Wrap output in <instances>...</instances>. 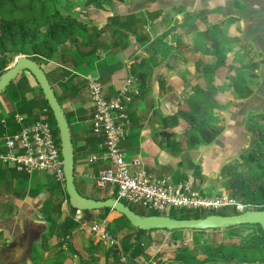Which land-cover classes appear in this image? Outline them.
Returning a JSON list of instances; mask_svg holds the SVG:
<instances>
[{
  "label": "crops",
  "instance_id": "crops-1",
  "mask_svg": "<svg viewBox=\"0 0 264 264\" xmlns=\"http://www.w3.org/2000/svg\"><path fill=\"white\" fill-rule=\"evenodd\" d=\"M82 11L80 18L87 28L85 44L65 43L61 48L65 51L62 60L58 51L52 59L41 63L70 126L76 187L80 194L102 198V194L89 188V184L95 185L86 174L96 173L107 165L102 161H88L91 155L103 151L99 144L104 139L92 130L94 107L88 91L90 78L102 85L104 96L110 99L129 76L137 79L140 73L144 77L145 90L126 107L132 125L121 147L128 158L140 156L148 171L181 180L193 174L201 155L209 164L219 158L222 149L230 152L233 147L229 145L242 133L239 129L233 128L234 133L229 131V136L221 134L224 142L214 143L212 151L211 144L188 141H183L181 148L173 149L172 143L179 142L182 130L162 128L159 121L178 110L177 101L183 98L180 93L186 85L202 82L203 74L208 71L216 70L219 77L214 78V83L219 88L222 84L225 89L227 69L222 66L221 58L208 49L215 50L213 42L224 36L231 40L226 46L235 47L232 45L237 40L236 34H241V40L258 52L257 68L264 69V0H112L110 4L102 3L101 7L92 4ZM109 16L118 18L109 22ZM141 61L145 63L138 65ZM25 73L29 85L35 88L33 78L29 79L28 72ZM37 91L35 96L41 98ZM189 92L187 103L192 101ZM32 96L26 91L27 99ZM229 100L232 98L225 92L216 95L221 106L219 120L223 117L220 110H227L223 106ZM241 100L231 105L234 115L240 109L249 108L244 105L249 100L243 99L244 103ZM12 108L9 102L3 104L6 113ZM7 126L9 132L12 128L19 129L15 121ZM164 130L172 134L168 141L163 140ZM13 168L0 164V264H79L82 248L90 245L97 247L96 253L90 256L93 264H97L94 260H100V264L108 260V244L103 247L94 233L76 222L74 230L61 236L62 221L67 215L60 206V216L53 223L56 200L48 201V198L53 191L62 197V203L67 198L58 191L61 185L51 175L29 176ZM48 212H51L50 219L45 217ZM98 213L99 210H94L87 218L98 221ZM114 218L107 216L102 220L107 225ZM128 232L126 229L124 234Z\"/></svg>",
  "mask_w": 264,
  "mask_h": 264
},
{
  "label": "trees",
  "instance_id": "trees-1",
  "mask_svg": "<svg viewBox=\"0 0 264 264\" xmlns=\"http://www.w3.org/2000/svg\"><path fill=\"white\" fill-rule=\"evenodd\" d=\"M50 1L52 0H0V75L8 68V65L13 62L15 57L18 55H26L35 61L44 63L52 59L58 51L61 53L60 59L62 60L64 57L62 55L65 51H62L61 48L65 43L70 45L85 44L83 40H85L84 32L87 28L86 24L80 18V14H63L57 7L52 12H48L46 4ZM82 1L87 7L92 4L101 7L102 3L110 4L112 2V0H108L106 2H104V0ZM37 5L41 6V10L38 12V15H35L32 11ZM117 18V16H109V22ZM81 36L83 39L79 40V37L81 38ZM230 42V38L228 36H224L220 38V40L213 42L212 45L215 50L211 48L208 49L210 52H213L216 56L221 58V64H223L222 66L226 67L227 70H235V73L230 76L228 84H231L237 91L239 95L236 96H240L241 98L243 97L245 100H251L256 95L258 96V93H255V95L254 91L249 88L246 76L248 74L253 77L256 76L255 71L253 70L255 67L248 66L244 69L238 68V66H236L233 62H241V49L238 47L226 46V43ZM143 63L145 62L141 61L137 64L141 65ZM250 64L256 66L254 62H251ZM25 72H28V74L33 78L36 84L35 88L29 85L28 77ZM135 72L136 69H133L132 73ZM203 76L205 78L202 79V82H197L195 85L194 83L186 85L184 91H182L183 94L180 93L183 95V98H180V100L177 101L178 110L171 115L162 116L159 121V125L162 126V128L179 127L178 130H182L179 142L172 143L173 149L176 147L181 148L179 146L182 145L183 141H188L192 144H211L217 139L223 138L221 130L215 126V124L219 121L218 110L221 107L216 101V95L218 93H224L225 89L219 88L218 84L214 83V78L219 77L216 70L213 69L212 71H208L204 73ZM136 84L138 85L137 87H139L140 92L145 90V79L140 73L136 79ZM37 90L40 92L41 98L35 96L34 93H36ZM26 91L31 92L33 96L27 99ZM188 91H190L189 97L192 100L191 103L185 102ZM2 95H4L7 101L12 104L13 108L11 111L6 113L0 102V134L4 132L1 120H6L7 124L11 126L14 121V115L21 114L25 116L24 123L28 124L37 120L38 115H42L43 109L46 108L48 119L54 127L56 142L58 146H60L59 132L57 130L52 111L43 97L40 87L29 71H22L7 85L6 89H4V91L0 94V96ZM260 108L264 109V106ZM16 130H18V128ZM16 130L12 128L11 132H15ZM171 136L172 134L170 132H163V140L168 141ZM219 141L220 144H222L221 140ZM248 159H256V163L251 165L250 169H257V171H254L256 175L264 178V163L260 160V158H255L254 152H249ZM196 168H198V166H196L195 169ZM58 189V191L63 192L67 198L64 186H59ZM241 194L243 195L241 201L263 204L260 209H264V179L257 184L254 190L248 192L243 191ZM107 197L109 196L106 194V196L98 199H107ZM52 200H56L57 209L54 212V221L53 218L49 221H53V223H55V220L59 218L61 213L60 206L62 203V197L58 194L55 195V192L53 191L50 193L48 198V201ZM125 204L128 205L127 203ZM128 206L130 207V205ZM68 207L70 211H75V209L70 207L69 204ZM98 210L100 220L107 217L110 211H113L109 208H102ZM93 211L94 210L83 212L85 216L89 218ZM171 213L172 211H170L168 215L180 219L205 216L201 212L181 211L180 216H175ZM233 213H237L236 209H231L229 214ZM218 214L225 213L218 212ZM50 216L51 212H48L47 215H45L48 219H50ZM62 222L61 236H65L77 226L73 218L70 216L66 217ZM241 225L245 224L241 223L240 225L230 226L228 229L238 228L241 227ZM256 225L260 231L261 238L264 241V229L260 225ZM107 227L112 237L119 238L121 245L120 247L117 245L109 247L106 255L108 256V260H106L103 264H121L119 261L121 253H123L129 260L134 262L137 261L140 264H162L166 254H168L166 250L156 253L152 259H150V256L146 253V249L157 242L154 240L155 237L152 236V233L162 230L170 232L183 230L153 229L145 231L137 229L129 223L124 215L117 216L112 221L108 222ZM126 229H128L129 232L124 234ZM60 243L62 244V240H60ZM255 244L256 241L252 244L241 245L237 250L232 247L235 251L232 253H229L226 250L222 251L218 249L215 254H213V256L216 255L214 256L216 259L211 260L207 258L208 256L206 255L208 253L206 250H200L195 247L192 249L184 248L173 250L171 257H173L174 260L180 264H239V262L242 264L248 262L245 258L247 256L246 252H243L242 249L246 251L247 249H251ZM201 255L203 256L201 257ZM213 256H210L209 258H213ZM110 258L113 259V262L110 261ZM86 261H89V259L84 257L79 264H89ZM253 262H256V260ZM259 262V264H264V258Z\"/></svg>",
  "mask_w": 264,
  "mask_h": 264
},
{
  "label": "built area",
  "instance_id": "built-area-1",
  "mask_svg": "<svg viewBox=\"0 0 264 264\" xmlns=\"http://www.w3.org/2000/svg\"><path fill=\"white\" fill-rule=\"evenodd\" d=\"M137 86L136 78L131 75L120 86L116 95L107 99L103 94L102 85L96 79L88 80L89 97L94 106L92 130L104 137L103 142L99 144L103 151L91 155L88 161H102L107 164L96 173L86 174L96 188L107 190L109 197L128 205L139 206L162 215H168L173 210L208 215L224 208L236 209L239 213L263 206L256 202L239 201L216 191H204L203 187L196 188L188 178L174 180L168 175H156L146 169L140 156L128 158L121 143L131 133L132 123L126 107L140 96L141 92ZM24 119L21 114L14 115V121L19 126L15 132H9L5 120L1 121L5 130L0 135V164H9L16 172L29 176L49 174L64 186L60 146L56 142L47 109L44 108L42 115L34 122L25 124ZM61 207L67 217H72L74 222L94 233L100 241L104 240L109 247L117 245V239L112 237L107 229V221H91L79 209L71 212L66 199ZM119 261L121 264H138L137 261L129 260L123 253Z\"/></svg>",
  "mask_w": 264,
  "mask_h": 264
},
{
  "label": "rangeland",
  "instance_id": "rangeland-1",
  "mask_svg": "<svg viewBox=\"0 0 264 264\" xmlns=\"http://www.w3.org/2000/svg\"><path fill=\"white\" fill-rule=\"evenodd\" d=\"M53 1V2H52ZM46 4L47 11L52 12L56 7L63 13V14H81V11H85L87 6L83 4L81 0H52ZM55 2V3H54ZM41 10V6L37 5L36 8L33 9L32 13L38 15V12ZM82 11V12H83ZM82 15V14H81ZM237 40L232 45L241 49V62L238 65V68L244 69L248 66L256 67L253 70L255 71L256 76H251L248 74L246 76L247 85L249 88L254 91V94L258 92V96L256 95L251 100H249V104L244 103L246 101L243 100L237 93V91L233 88V86L229 83V78L231 75L235 73V70H227L225 82L228 85L225 86V93L232 98V100L227 101V103L223 106L226 107L227 110H220L222 111V116L220 120L215 124L217 128L221 130V134L224 133V136H229L230 132L234 133L233 130L239 129L242 133L237 134L238 139L234 140V142L229 145V147H235L234 149H230V152L227 149H222L219 151V158H216L214 162L210 161L208 164L206 159L203 155L199 158L198 168L193 171V174L189 176L186 175L188 178L191 179V183L196 187H202L204 191L208 192H218L224 195H229L237 200L241 201L243 195L241 194L243 191H251L254 190L259 182H261L264 178L259 177L253 169H250L251 165H254L256 162L255 160L248 159V153L254 152L255 158L258 157L264 163V109L260 108L264 106V69H258L259 65V56L257 50H255L254 46L250 44H246L241 40V34H236ZM254 62L256 66L250 64ZM12 62L8 65L10 66ZM212 69V68H208ZM29 79L32 80V77L28 74ZM100 84V83H99ZM220 88H223V85L220 84ZM261 89V91H259ZM38 92V91H37ZM262 92V93H261ZM90 98V97H89ZM251 98V97H250ZM242 99V100H241ZM245 99V98H244ZM91 100V98H90ZM242 101L245 106H249L246 110L240 109V112L237 114H233L231 105L235 102L238 103ZM0 102L3 106L8 104V101L4 95L0 96ZM92 103V100H91ZM93 105V103H92ZM94 107V106H93ZM259 107V108H258ZM263 109V110H262ZM234 128V129H233ZM230 131V132H229ZM236 134V133H235ZM1 135V134H0ZM223 136V137H224ZM221 137V135H220ZM222 139H217L213 143H211L209 149L212 151V147L214 143L219 144ZM224 142V141H222ZM259 145H257V144ZM235 145V146H233ZM204 167V169H202ZM203 172V173H202ZM43 174V173H41ZM181 179V180H183ZM91 190H95L96 192L102 194L101 196L108 195L107 190L103 191L101 189L96 188L93 184L88 185ZM131 209H133L137 213H144L145 215H149L152 213H157L154 211H150L139 206H134L130 204ZM185 212V211H183ZM225 213L229 214L231 212V208H224L220 210H216L215 213ZM175 216H180L181 211L174 210L171 213ZM194 214V213H190ZM204 214V213H203ZM99 215V213H98ZM206 215V214H204ZM107 216L117 217L118 213L112 211ZM96 219L98 217L96 216ZM109 231V230H108ZM169 232V234H168ZM152 236L155 237L154 245L151 248L146 249V253L152 259L156 253L160 251H167L166 257L164 258V262L162 264H180L176 262L172 256V251L177 249H192L198 248L200 250H206L208 253V259H216L214 258L215 252L220 249L222 251H227L229 253L235 252L234 249H238L241 245L252 244L256 241V244L251 248L247 249L246 251L242 249L243 252H246V260L248 262L242 264H259V261H262L264 258V241L261 238L260 231L256 224H245L241 225V227L228 229H207L204 231L194 230V229H183L179 231H157L153 232ZM167 237V238H166ZM117 245H121L120 240H116ZM103 247L106 246V242L103 240L101 241ZM100 243V244H101ZM86 246L82 249V255L89 259V264H93L90 257L92 254H95L97 251V247L93 246ZM109 246V244H108ZM241 251V252H242ZM240 252V250H239ZM242 252V253H243ZM241 253V255H242ZM82 256V259L84 257ZM203 255H201L202 257ZM213 256V258H209ZM80 258V257H79ZM237 258V254H236ZM241 260V259H240ZM256 262H253L255 261ZM51 261H53L51 259ZM95 263L100 264V260H94ZM110 261L113 262V259L110 258ZM140 262V261H139ZM103 263V262H102ZM124 263V262H123ZM122 263V264H123ZM142 263V262H141ZM140 264V263H138ZM148 264V263H146ZM240 264V262H239Z\"/></svg>",
  "mask_w": 264,
  "mask_h": 264
},
{
  "label": "water",
  "instance_id": "water-1",
  "mask_svg": "<svg viewBox=\"0 0 264 264\" xmlns=\"http://www.w3.org/2000/svg\"><path fill=\"white\" fill-rule=\"evenodd\" d=\"M27 70L34 77L41 89L43 97L49 105L58 130L62 168L64 175V190L70 207L81 211H92L109 208L124 215L129 223L141 230L153 229H223L242 224H258L264 229V209H247L233 214H208L198 218H174L162 214H140L132 210L124 202L114 197L107 199H95L79 193L74 177V146L71 139L70 126L65 112L59 103L54 90L41 66V62L35 61L26 55H18L8 68L0 75V94L7 85L22 71Z\"/></svg>",
  "mask_w": 264,
  "mask_h": 264
}]
</instances>
